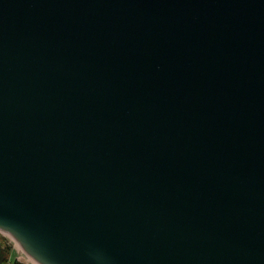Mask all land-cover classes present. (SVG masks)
<instances>
[{"label": "water", "instance_id": "1", "mask_svg": "<svg viewBox=\"0 0 264 264\" xmlns=\"http://www.w3.org/2000/svg\"><path fill=\"white\" fill-rule=\"evenodd\" d=\"M0 232L41 264H264V0H0Z\"/></svg>", "mask_w": 264, "mask_h": 264}, {"label": "trees", "instance_id": "2", "mask_svg": "<svg viewBox=\"0 0 264 264\" xmlns=\"http://www.w3.org/2000/svg\"><path fill=\"white\" fill-rule=\"evenodd\" d=\"M12 254V246L7 239L0 234V264H6ZM13 264H23L19 261L13 260Z\"/></svg>", "mask_w": 264, "mask_h": 264}, {"label": "built area", "instance_id": "3", "mask_svg": "<svg viewBox=\"0 0 264 264\" xmlns=\"http://www.w3.org/2000/svg\"><path fill=\"white\" fill-rule=\"evenodd\" d=\"M1 235H3L8 243L12 246V253H15V258L13 260L19 261L23 264H30L29 260L26 259L25 255L22 253L21 249L17 247V244L6 234L0 232ZM13 260L11 257L9 258L8 262L6 264H13Z\"/></svg>", "mask_w": 264, "mask_h": 264}, {"label": "clouds", "instance_id": "4", "mask_svg": "<svg viewBox=\"0 0 264 264\" xmlns=\"http://www.w3.org/2000/svg\"><path fill=\"white\" fill-rule=\"evenodd\" d=\"M10 232V231H9ZM12 233V232H11ZM12 235L15 237V239L19 242L20 246H21V250L22 253L25 255L26 259L29 260L30 264H41V261L39 259H37L36 257H34L33 255H31L26 248L23 246V244L18 240V238L12 233Z\"/></svg>", "mask_w": 264, "mask_h": 264}, {"label": "rangeland", "instance_id": "5", "mask_svg": "<svg viewBox=\"0 0 264 264\" xmlns=\"http://www.w3.org/2000/svg\"><path fill=\"white\" fill-rule=\"evenodd\" d=\"M17 247L19 248L18 245H17ZM15 256H16L15 253H12L10 257H11V259L13 260V259L15 258Z\"/></svg>", "mask_w": 264, "mask_h": 264}, {"label": "bare ground", "instance_id": "6", "mask_svg": "<svg viewBox=\"0 0 264 264\" xmlns=\"http://www.w3.org/2000/svg\"><path fill=\"white\" fill-rule=\"evenodd\" d=\"M20 249V248H19Z\"/></svg>", "mask_w": 264, "mask_h": 264}]
</instances>
